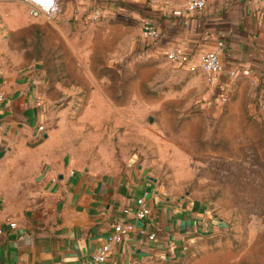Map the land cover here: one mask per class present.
Segmentation results:
<instances>
[{"label": "rangeland", "instance_id": "374dc122", "mask_svg": "<svg viewBox=\"0 0 264 264\" xmlns=\"http://www.w3.org/2000/svg\"><path fill=\"white\" fill-rule=\"evenodd\" d=\"M154 1H58L49 19L66 18L60 31L29 36L45 51L49 129L80 162L142 172L203 215L205 233L182 256L148 264H264V73L237 78L216 102L223 94L205 78L142 38Z\"/></svg>", "mask_w": 264, "mask_h": 264}, {"label": "crops", "instance_id": "0c3cea01", "mask_svg": "<svg viewBox=\"0 0 264 264\" xmlns=\"http://www.w3.org/2000/svg\"><path fill=\"white\" fill-rule=\"evenodd\" d=\"M58 1L71 7L88 0ZM187 2L160 0L151 4L147 18L165 42L195 56L224 42L225 73L218 82H207L209 91L229 92L232 80L226 71L234 68L264 73V0H208L201 11L173 14ZM55 19L30 17L23 0H0V90L5 94L0 103V264H95L93 252L123 210L135 209L143 192L150 215L145 220L127 216L134 230L112 245L105 264L163 263L177 253L182 256L208 227L190 200L163 194L137 170L110 173L80 162L63 130L49 129L45 51L30 46L29 36L47 28L60 31L66 18ZM139 228L144 235L137 233Z\"/></svg>", "mask_w": 264, "mask_h": 264}, {"label": "built area", "instance_id": "2783aa9c", "mask_svg": "<svg viewBox=\"0 0 264 264\" xmlns=\"http://www.w3.org/2000/svg\"><path fill=\"white\" fill-rule=\"evenodd\" d=\"M208 0H188L183 8L173 10L174 15H182L185 11H201L207 5ZM27 13L30 17H47L50 18L58 11V0H23ZM101 13H98L95 18L97 19ZM262 24L264 26V12L262 14ZM140 34L142 38L152 45L163 54L164 58L174 64L183 67L187 72L192 74L202 73L208 83L218 82L219 76L224 74L225 70L221 61L220 54L224 50V42L217 41L213 47L199 56H195L188 52L182 46L177 44H170L163 40L162 31L148 18H141ZM251 71L247 67L234 68L226 71V76L230 79L231 83L237 78L247 77ZM222 92L218 101L224 103L226 101V93ZM5 99V94L0 90V103ZM36 104H40V100H36ZM38 130H43V126H38ZM123 217L112 225V231L108 234L106 240L97 246L92 254V261L95 264H105L107 258L112 250V245L120 243L126 235L134 230V226L127 219L128 215H133L136 220H145L150 215V208L147 203V192L141 193L135 199V209L125 208L123 210ZM9 226L14 228L16 224L10 222ZM139 235H144L145 230L139 228L136 230ZM2 232L0 228V233ZM154 233L148 234V239L153 240Z\"/></svg>", "mask_w": 264, "mask_h": 264}]
</instances>
